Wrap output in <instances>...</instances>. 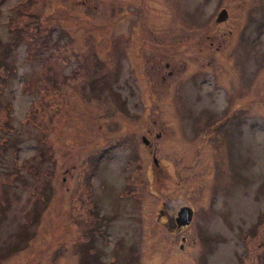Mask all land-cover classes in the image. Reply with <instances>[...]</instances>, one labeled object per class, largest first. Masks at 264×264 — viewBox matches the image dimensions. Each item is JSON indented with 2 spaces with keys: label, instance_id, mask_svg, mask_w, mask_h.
<instances>
[{
  "label": "rangeland",
  "instance_id": "rangeland-1",
  "mask_svg": "<svg viewBox=\"0 0 264 264\" xmlns=\"http://www.w3.org/2000/svg\"><path fill=\"white\" fill-rule=\"evenodd\" d=\"M139 14L218 67L138 95ZM0 264H264V0H0Z\"/></svg>",
  "mask_w": 264,
  "mask_h": 264
},
{
  "label": "flooded vegetation",
  "instance_id": "flooded-vegetation-1",
  "mask_svg": "<svg viewBox=\"0 0 264 264\" xmlns=\"http://www.w3.org/2000/svg\"><path fill=\"white\" fill-rule=\"evenodd\" d=\"M142 8L144 7L142 6ZM223 10H226L228 15L226 18H222L220 21L217 19L219 23L226 22L230 19L228 11L230 8H224ZM138 16H140V22L137 25L132 26V31L127 30L125 32L127 36L131 34L129 36L130 39L127 40V42L131 43H128L125 47H123L125 56L129 55L130 58H134V63L138 62L137 68L139 69V72L138 76L135 77L136 87L134 88L138 91V95L143 94L144 89H146L149 94L153 95L156 88H158L157 83L160 80H162L163 83H168L169 86L174 89V92L177 93L184 83L189 82L190 80L193 81L192 78L199 77L204 71L214 70L218 67L219 57L217 54L220 50V45L214 47V42L211 41L210 43L212 47L205 46V41L200 39L191 42L178 39L175 42H172L171 37L169 38L168 36L170 30L168 29L167 24L149 23V21L142 22V19L145 17V15L139 14ZM188 43H192L191 50L193 52L191 53L189 52V46L187 45ZM194 52H199V54L206 52L207 54L204 56V60L206 61L203 63L202 61H196L195 57L192 56ZM208 54H210L209 57ZM131 67L135 69L133 64ZM179 76L183 77L178 79ZM184 77L186 78L182 79ZM174 79H177L175 83L172 82ZM142 108L145 112L151 111V105L143 104ZM149 132L152 133L153 130L149 128ZM157 137H161V133H158ZM144 141L145 143L151 145L150 139L146 136ZM153 157L154 163H152V166L153 169L155 168L153 170L155 174L166 175L165 171H167L169 174L171 168L173 169L175 166H177V163L173 161L170 162V160L168 161V164L164 165L159 157L156 155ZM186 160L187 156H184L182 158L181 165L177 167L176 171L178 173L181 166H183V169L185 168L187 163ZM181 184L182 182L175 185V187ZM168 191L169 189L166 190L165 193ZM170 191H173V189L171 188ZM167 198H169V196ZM181 200H184V203L176 207L173 204H170L169 211L165 212L166 222L175 228L186 227L179 224L178 212L183 206H190V203H188V199L186 198H181ZM193 209L194 220L196 217V210L194 207Z\"/></svg>",
  "mask_w": 264,
  "mask_h": 264
},
{
  "label": "water",
  "instance_id": "water-1",
  "mask_svg": "<svg viewBox=\"0 0 264 264\" xmlns=\"http://www.w3.org/2000/svg\"><path fill=\"white\" fill-rule=\"evenodd\" d=\"M227 15L228 14H227L226 10H222L218 14V21L222 20V18H226ZM193 215H194V210L190 206H183L179 210V214H178L179 224L180 225L190 224L192 222Z\"/></svg>",
  "mask_w": 264,
  "mask_h": 264
}]
</instances>
